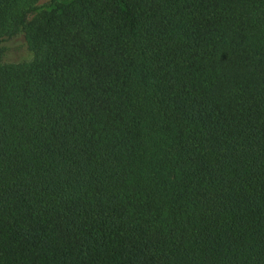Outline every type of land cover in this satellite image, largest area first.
<instances>
[{"label":"trees","instance_id":"obj_1","mask_svg":"<svg viewBox=\"0 0 264 264\" xmlns=\"http://www.w3.org/2000/svg\"><path fill=\"white\" fill-rule=\"evenodd\" d=\"M0 264H264V0H0Z\"/></svg>","mask_w":264,"mask_h":264},{"label":"rangeland","instance_id":"obj_2","mask_svg":"<svg viewBox=\"0 0 264 264\" xmlns=\"http://www.w3.org/2000/svg\"><path fill=\"white\" fill-rule=\"evenodd\" d=\"M1 48V62L18 63L28 61L31 58V53L25 47L20 35L5 41Z\"/></svg>","mask_w":264,"mask_h":264}]
</instances>
